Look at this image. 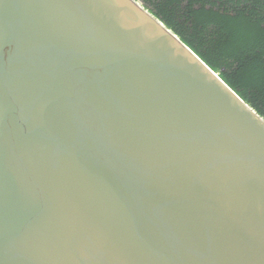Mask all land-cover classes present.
I'll return each mask as SVG.
<instances>
[{
  "label": "water",
  "instance_id": "95a60500",
  "mask_svg": "<svg viewBox=\"0 0 264 264\" xmlns=\"http://www.w3.org/2000/svg\"><path fill=\"white\" fill-rule=\"evenodd\" d=\"M0 264H264V116L142 0H0Z\"/></svg>",
  "mask_w": 264,
  "mask_h": 264
},
{
  "label": "trees",
  "instance_id": "16d2710c",
  "mask_svg": "<svg viewBox=\"0 0 264 264\" xmlns=\"http://www.w3.org/2000/svg\"><path fill=\"white\" fill-rule=\"evenodd\" d=\"M264 116V0H145Z\"/></svg>",
  "mask_w": 264,
  "mask_h": 264
},
{
  "label": "flooded vegetation",
  "instance_id": "af4514ba",
  "mask_svg": "<svg viewBox=\"0 0 264 264\" xmlns=\"http://www.w3.org/2000/svg\"><path fill=\"white\" fill-rule=\"evenodd\" d=\"M142 1H143V4H144L148 9H152V7L149 6V5L145 2V0H142Z\"/></svg>",
  "mask_w": 264,
  "mask_h": 264
}]
</instances>
